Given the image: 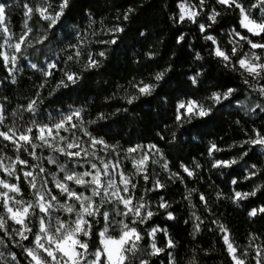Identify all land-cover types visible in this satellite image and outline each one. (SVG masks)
Masks as SVG:
<instances>
[{
	"label": "trees",
	"instance_id": "16d2710c",
	"mask_svg": "<svg viewBox=\"0 0 264 264\" xmlns=\"http://www.w3.org/2000/svg\"><path fill=\"white\" fill-rule=\"evenodd\" d=\"M6 7V25L16 36L23 31L24 22V3L38 4L39 0H0ZM181 0H71V7L66 10L64 17L54 29H48L47 42L40 47V52L28 49L27 56L18 61V71L15 75L17 83L13 84L8 78V72L5 68L2 56H0V104L5 109L6 124L11 125L15 119L11 114L15 111L17 105H26L27 97H36L39 93L42 97H48L49 87L43 89L39 85L43 84L45 77L31 68V63L42 65L47 68L50 62L57 63L58 67L54 69L55 76L51 79V85L59 80L63 74V69L71 65L76 71L81 69L72 62L66 60V55L62 54V49L69 43H76V35L83 37L82 44L87 45V51L93 54L98 51L108 49V59L105 61L104 68L96 71L83 72L80 84L62 88L54 96L45 99L40 105L37 117L31 114H24V118L18 123L26 125L29 120L36 118L43 122L48 121V112L57 110L74 109L84 107L87 119L94 118L97 112L104 110L112 111L116 107H127L129 113L118 115L112 120L101 122L99 125L92 126L90 131L96 135L104 136L109 144L119 142L122 156L121 164L128 171L132 169L131 162L124 157V150L137 145L149 146L156 145V150H163V154L170 161L169 171L176 172L183 178V183L179 179L172 182L169 173L164 172L159 165L149 163L150 181L145 182L137 177V193L148 201L152 211L157 212L148 224L141 225L144 229L158 227L167 230V236L163 232L158 233L156 243L158 247L166 250L158 256L146 257L151 264H169L171 254L175 257L177 264H187V261L195 257L199 264H232L227 254L223 241L222 233L217 229V224L213 221L225 224L230 230L231 236L238 246L239 252H248L246 257L248 264H255L253 260L254 249L264 248V215L249 217L248 211L254 207L264 206V193L257 198L243 202L242 208H237L231 202L223 199H216V192L223 191L226 194L231 193L232 185L228 180L221 178V173L217 169H210V161L207 158L208 139H215L219 147H227L233 140L242 139L244 131H250L252 127L264 129V113H261L257 119L250 120L243 117L239 112L231 114L222 113L214 116L207 122H197L198 129H202L200 135L204 142L200 144H188L180 142L176 145L169 144L170 136L165 125L173 122V112L175 99L178 94H187L189 92L188 82L185 80L187 69L192 63L193 51H189V46L195 50L201 51L206 56L205 63H212V71L209 72V79H216L215 62L208 57V50L212 49L211 42L204 44L201 39L199 28L190 21H179V9L177 5ZM195 5L199 0H191ZM252 0H245V3H251ZM134 8L135 12L131 14L130 20H124L123 14L128 8ZM215 8L224 11L226 15L219 18L220 22L214 25L207 32L219 37L220 43L230 49L231 45L227 43L230 36L229 31L232 28L244 33L245 30L239 27L238 10L227 8L217 3V0H207L203 8L205 13ZM199 11L201 9L198 8ZM119 13V16H118ZM255 15H259L254 10ZM169 17L176 18V26H173ZM96 21L92 28L88 27L89 21ZM103 21L104 28H110L119 25L124 29L119 33V39L114 45H105L101 41H107L109 38H115V35L105 34L100 22ZM34 29V35H41V28L45 29L46 23L34 16L30 22ZM99 33V35L93 34ZM144 32L145 35H141ZM183 32H188V36L181 44H176V38ZM1 41V40H0ZM151 49L160 52L155 60H147L144 52ZM50 49L55 54L49 52ZM248 48L245 47V50ZM72 51L69 49L68 52ZM1 52V48H0ZM172 52H176L175 59L171 60L174 66L170 79L175 81L174 88H166L163 92L158 90L154 97L143 98L139 102L129 106L120 99H110L118 92V85L123 84L128 87L129 81L134 77L138 79L145 78L154 68L164 67L168 62ZM68 54V53H67ZM139 61L140 63H135ZM218 85L223 87L235 86L241 89L233 98L231 103L242 104L246 101L248 95L252 94L251 89L240 83V77L236 74L222 71L218 78ZM161 97H167V105ZM105 98H109L105 102ZM254 99H259L253 95ZM228 103V102H226ZM147 105V108H145ZM234 119H240L243 129L233 123ZM116 126L114 130L113 126ZM159 132L164 139L157 136ZM223 137V139H221ZM87 140V137H83ZM242 149H234L233 152H221L216 154L217 159H227ZM0 153L7 156H13L12 145L0 139ZM150 152V160H151ZM193 160L199 161L202 165L197 169L199 174L192 177L179 167L184 163L193 170ZM246 160L249 162H260V158L250 153ZM49 167V165H48ZM167 184V187L156 189L151 182L152 175ZM232 176L240 178V183L235 186L238 190H246L251 183L243 181V172L239 168H233L230 173ZM10 179V178H9ZM192 188L199 189L198 193H193L189 198L188 190ZM145 189H148L147 191ZM201 194L207 197V206L201 202ZM163 200L170 204L168 209L159 208V203ZM27 198V197H26ZM191 199V203L189 202ZM172 212L175 219L168 220L167 213ZM195 214V215H194ZM199 216L203 223L200 225V231L196 232L195 225L199 223L195 219ZM10 227L16 225L10 222ZM171 238L175 242L172 249L166 248L167 239ZM4 240V245L0 247L3 260L8 261L9 253L17 256L19 264H29V260L22 248H17L18 238H9L7 235L0 236ZM249 241H253L249 248ZM152 240L145 235L142 242L146 250Z\"/></svg>",
	"mask_w": 264,
	"mask_h": 264
},
{
	"label": "snow or ice",
	"instance_id": "6c2138e0",
	"mask_svg": "<svg viewBox=\"0 0 264 264\" xmlns=\"http://www.w3.org/2000/svg\"><path fill=\"white\" fill-rule=\"evenodd\" d=\"M217 2L238 10L239 27L245 32L235 29L233 40L240 41L244 48L251 49L253 55L251 61L243 52L237 57V50L233 45L229 49L231 56L221 51L218 46L215 55L226 62L235 60L238 67L250 78L261 77L264 75V60L259 53L264 52V14L257 17L253 12L249 15L242 0ZM200 3L202 0H199ZM23 7V31L16 36L6 25V7L0 4V40H4L11 50L0 52V56L6 65H11L10 74L18 70V61L27 56L26 48L37 51L47 42L48 38L44 33L41 34L43 38L34 35L30 23L34 16L46 23L45 31L54 29L71 7V0H39L38 4L24 3ZM177 7L180 22L186 19L195 22L200 12L198 8H190L185 0H181ZM248 7L261 12L264 0H252ZM200 30L206 31L203 27ZM244 37L248 38L246 42ZM82 41L83 39L78 47L68 52L66 59L72 63L82 59L88 68L95 69L105 53L98 51L93 54L87 51L88 46L83 45ZM107 41H111L113 45L117 43L113 38ZM101 42L108 45L105 41ZM3 46L0 44V47ZM38 67L43 68L42 65ZM57 67V63L50 62L44 68L46 79L41 84V89L54 78L53 70ZM80 73L71 65L66 66L54 87H67L75 83ZM137 90L147 94L150 85L138 87ZM253 90L264 92V79ZM231 92L229 89L225 99ZM41 99L42 96L37 93L34 99L21 108L20 114L11 125L6 124L5 109L0 106V139L12 145L14 151L13 156L0 153V236L18 238L29 264H151L146 257L158 256L166 250L157 246V234L163 232L167 236L168 233L166 229L158 227H141L148 224L158 213L152 211L148 201L137 193L136 179L139 177L145 182L150 181V151L156 145H149V152H143L140 159H132L139 146L129 147L124 151V157L131 162L134 169V177L127 168L122 167L119 159L111 158L113 154L120 152L119 146L91 136L86 127L78 129V123L84 124L88 121L86 113L71 111L50 120L51 122L41 124L36 121L35 127L31 126L32 119L26 125L19 124L25 113L33 114ZM214 99L219 102V95ZM178 107L191 115L200 106L195 100H190ZM199 115L205 117L208 113L200 109ZM99 118L103 119V113ZM68 133L70 135H66ZM255 135L258 138L252 141L253 149L264 144V139H259L264 136V129H260ZM75 137H79V141ZM83 137H87V140ZM216 149L217 145H211L208 149L209 155ZM88 160L92 163H85ZM231 163L233 162L217 159L213 167L227 168ZM48 165L53 167L49 168ZM183 171L189 177L194 175L188 168ZM154 186L156 189L164 187L158 182ZM234 196L236 201L249 199L247 193L239 191ZM199 199L207 206L206 195L201 194ZM159 208L168 209L169 204L161 200ZM258 213L264 215V207L252 210L249 215L256 216ZM167 219H175L172 212L167 213ZM195 219L199 223L194 230L199 232L203 220L199 216ZM10 222L16 227L11 228ZM213 223L217 224L216 230L223 234L221 239L232 264H248L246 257L249 253L238 251L228 227L217 221ZM145 235L152 240L150 250L143 246ZM252 243L253 241H249V248ZM3 245L4 240L0 239V247ZM175 246L171 238L167 239V249ZM252 258L255 264H264V248H255ZM8 261L16 264L17 256L9 255ZM8 261H4L3 255H0V264H8Z\"/></svg>",
	"mask_w": 264,
	"mask_h": 264
},
{
	"label": "clouds",
	"instance_id": "9594fccd",
	"mask_svg": "<svg viewBox=\"0 0 264 264\" xmlns=\"http://www.w3.org/2000/svg\"><path fill=\"white\" fill-rule=\"evenodd\" d=\"M185 2L193 10H195V8L201 9V11L199 12V15L195 19V22L187 20V19L186 20L198 26L200 34H201V39L204 44L211 42L213 48L208 50V57H211V60L215 62L216 79H209V76H208L209 72L212 71L213 64L205 63L207 59L206 56L202 54L201 51L193 49L190 45L189 51H193L194 56H193L191 65L187 69V74L185 76V80L188 82V85H189V92L187 94H178L177 98L175 99L173 122L171 124L165 125V128L168 130V134L170 136L168 143L172 145H176L180 142L188 143V144H200L204 142L200 135V132L202 131V129H198L197 127L198 121L207 122L208 119L213 118L214 116H219L222 113L231 114L232 112H236V111H239L245 118H248L250 120H255L258 118V116L261 113H264V92H257L253 90L256 85H259L260 80L264 79V75H262L261 77L250 78L247 73H245L238 67V64L235 62V60L226 62L222 58L217 57L215 55V49L217 46L220 48L221 51L227 52L228 55L230 56L232 55V52L229 51L228 48L224 47L223 44L220 43L219 37L207 32L208 29H211L214 25H217L220 22L219 18L226 15V13L224 11L216 10L215 8H212L210 12L205 13L203 11V8L206 5L207 0H202V3L198 5L193 4L191 0H185ZM242 2L244 6L247 8L249 15H252L254 12V8L248 7V4L245 3V0H242ZM129 9H132V11H129ZM134 12H135L134 8H131V7L128 8L123 14V19L130 20L131 14ZM261 14H264V8H262L261 12H259V15L258 16L256 15V16L259 17ZM118 16H119V13H118ZM169 19L171 20L173 26H176V23H177L176 18L169 17ZM95 23L96 21L90 19L88 27L91 29L93 24ZM100 24L105 34L112 35L113 33H115V38L113 39H115L116 41L119 39L118 34L124 31V29L120 27L119 25H116L110 28H104L103 21H101ZM201 27H203L206 31H201L200 30ZM234 30L235 28H232L229 31L228 35L230 37H233V35L235 34ZM40 31L44 33V36L48 38V31H45V29L43 28H41ZM93 34L99 35V33H96V32H93ZM141 35L143 36L145 35V33L141 32ZM188 35H189L188 32L181 33L176 38V44L177 45L181 44L183 41H185V38ZM36 36L39 38H43L41 37V35H36ZM75 38H76V43H69L65 45V47L62 49V54H65L66 57H67L68 50L78 47L80 44V41L84 39L83 37L79 35H76ZM247 39H248L247 37H244L245 42L247 41ZM105 42H107L109 46L113 45L111 41H105ZM227 43L235 47V49L237 50L235 55L237 57H239L240 53L243 52L247 55V58L251 61V58L253 55L251 49L245 50V48L243 47V44L240 41H234L233 38L228 39ZM102 51L105 53V55L98 62L97 67L95 68L96 71H99L100 69L104 68L105 61L108 59V49H105ZM25 52L26 53L28 52L27 48L25 49ZM39 52H40V49H37V54ZM49 52L53 55L55 54V51L53 49H50ZM259 54L261 55L262 60H264V52H261ZM143 55L147 60H155L157 59V57H159L160 52L158 50L151 49V46H150V50L144 52ZM176 55H177L176 52H172L169 58V62L164 67L159 68V69L154 68L153 71L149 73L145 78L138 79L134 77L131 81H129L127 88L123 84L118 85V92L116 93V95H114L110 99H120L125 104L131 106L139 102L143 98L154 97L157 94L158 90L160 92H163L166 88L167 89L174 88L176 86L175 81L170 79V74L174 70V66L171 63V60L175 59ZM135 63L138 64L140 62L135 61ZM75 64L81 69V73L80 75H78L77 79L75 80V83L67 87L56 88L52 86L51 82L49 81L47 83V86L49 87V89H51V91H49L48 97H42V99L40 100V104L37 105L36 109H34L33 111V114H32L33 117H37L40 115L39 113L40 105L44 103L45 99H48L54 96L62 88H68L70 86H75V85L80 84L82 76H83V72H88V71L93 70V69L88 68V66L82 59L76 61ZM30 66L33 70L39 72L41 76L44 77V69L38 67L37 63H31ZM224 70L238 75L240 77V83L243 85H246L248 89H251L252 94L248 95L244 103L238 104V105L231 103L232 98L238 92L241 91L239 87H235V86L223 87L221 85H218L219 75ZM13 72H15V70ZM11 82L13 84L17 83V79L15 75H13ZM145 85H150V91L147 94H142L137 90V88L143 87ZM39 87H41V85H39ZM229 89H231L232 92L230 95H228V98L225 99V95L228 93ZM217 95H219L220 97L219 102H217V100L214 99V97ZM253 95L258 96L259 99H254ZM32 99H33L32 97H27L28 102L31 101ZM108 99L109 98H105V102H107ZM161 99L164 101L165 105H167L168 98L161 97ZM190 100H195L199 104L200 107L195 109V111L191 115H188L184 112L183 109H180L178 106L180 104H187ZM23 106L24 105H17L15 111L12 112V116L14 118L20 114V110ZM145 108H147V105H145ZM200 109H203L206 113H208V115L205 117H201L199 115ZM72 111H80L83 114V113L88 112V109L84 107H76L72 109ZM101 113H103V119L99 118ZM127 113H129V109L127 107H116L110 112L107 110H104L102 112H97L94 118L88 119L86 123L84 124L78 123L77 127L78 129L86 127L91 136L106 141L104 136L96 135L93 131H90V128L92 126L99 125L101 122H107L109 120H112L118 115H123ZM178 117H182V118L178 119ZM32 121L33 122L31 126L33 127L36 126V121H39L41 124L44 123L42 120H37L36 118H33ZM233 123L239 126L241 129H243V124L240 119H234ZM13 126L16 127L15 124ZM113 128L115 130L116 126L114 125ZM17 130L19 129L17 128ZM259 130L260 129L258 127H252L250 131H244L245 138L233 140L230 144L227 145V147H219L215 139H208L206 141L208 149L213 144L217 145V149L213 154L209 155V153L207 152V158L210 161L209 170L217 169L221 173V178L228 180L229 184L234 186L232 187L230 194H226L223 191L216 192L215 195H216L217 200L223 199L225 201L231 202V204L237 208H242L244 206L243 205L244 201L257 198L259 194L264 193V175H261V173L264 172V144H261L255 147V154L260 158L259 163L249 162L248 160H246V157H248L250 153H253L254 149L252 147V141L258 138L255 135V133L259 132ZM156 135L160 136L161 139H164V137L161 136L159 132H157ZM75 138L79 141V137H75ZM221 139H223V137H221ZM259 139H264V136L259 137ZM111 145L119 146V142H117L116 144H111ZM137 146H139V150L137 151V155L132 157V159H140L142 157L144 146L143 145H137ZM234 149H242L243 151H237L236 154L230 156L227 159H220V160H228V161L233 162L230 164L229 167L227 168L223 166L219 168L213 167V165L217 161L216 154L221 153V152H233ZM151 157H152L151 162H150L151 165H159V167L164 172H168L169 178L172 180L173 183H175L177 179H179L181 183L184 182L183 178L180 177L176 172L169 171L170 161L163 154V150L157 149L155 152L151 153ZM85 163L90 164L92 163V161L88 160ZM192 165L194 166L192 170L194 172V175H198L199 173L195 170L200 169L202 165L197 160H193ZM179 167L182 170L184 168L189 169V167L186 166L184 163H180ZM233 168H239L240 170H242L243 181L251 182L248 185V188L246 190H238L235 187L241 181L239 177L232 176L230 174ZM129 174L135 177L134 171H130ZM152 180L154 184L158 182L160 184H163L164 187H167V184L159 180L155 174L152 175ZM237 191L241 193H247L249 195V199L248 200L241 199L240 201H236L234 193ZM198 192H199V189L197 188L189 189L188 190L189 198L191 197L193 193H198ZM161 200H163V197H161ZM189 202L191 203V199H189ZM169 207H171L170 204H169ZM260 207H264V206H260ZM260 207L252 208L250 211H248L247 213L248 216L251 218V217H256L257 215H259L258 213L256 216H250L249 213L252 210L258 209ZM16 247L22 248V246L19 243L16 244ZM0 255H4V254L0 253ZM9 255L14 256L15 254L9 253ZM169 256H170L169 264H177L175 257L172 256L171 254H169ZM8 264H11V261H8ZM16 264H19V262L17 261ZM187 264H199V262L195 257H193L192 259L187 261Z\"/></svg>",
	"mask_w": 264,
	"mask_h": 264
},
{
	"label": "rangeland",
	"instance_id": "374dc122",
	"mask_svg": "<svg viewBox=\"0 0 264 264\" xmlns=\"http://www.w3.org/2000/svg\"><path fill=\"white\" fill-rule=\"evenodd\" d=\"M180 3V2H179ZM0 4H3L1 1H0ZM4 5V4H3ZM5 6V5H4ZM198 10V9H197ZM230 38H233V37H230ZM14 42V41H13ZM0 44H3L4 46L3 47H0L1 48V52H11V50L7 47V44H6V42L4 41V40H1L0 41ZM3 59V58H2ZM5 64V63H4ZM5 68H6V70H7V72H8V78L10 79V80H12V77H13V75H16V73H17V71H15V72H11V74H10V69H11V65H6L5 64ZM17 68H18V64H17ZM0 84H1V82H0ZM0 106H1V104H0ZM72 111V109L71 108H69V109H66V110H57V111H55V112H48V114H47V116H48V121H50V120H53V119H57V118H59L60 116H62V115H65V114H69L70 112ZM47 121V122H48ZM66 135H70V133H68V134H66ZM2 140V139H1ZM156 151V148L155 149H152L150 152L151 153H153V152H155ZM143 152H149V148H148V146H144V148H143ZM134 155H137V153H135ZM111 158H114V159H119L120 160V162H121V160H123L122 159V156L119 154V153H116V154H113V156L111 157ZM51 167H53L52 165H49V168H51Z\"/></svg>",
	"mask_w": 264,
	"mask_h": 264
}]
</instances>
